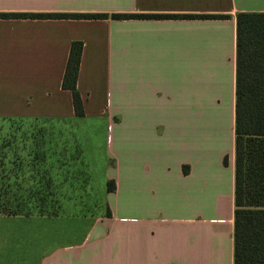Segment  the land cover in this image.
<instances>
[{
  "label": "crops",
  "instance_id": "1",
  "mask_svg": "<svg viewBox=\"0 0 264 264\" xmlns=\"http://www.w3.org/2000/svg\"><path fill=\"white\" fill-rule=\"evenodd\" d=\"M239 11L264 0H0V12L108 14L0 17V117L74 139L103 211L5 219L0 264H233ZM75 40L83 115L61 86ZM85 123L106 130L98 183Z\"/></svg>",
  "mask_w": 264,
  "mask_h": 264
},
{
  "label": "trees",
  "instance_id": "2",
  "mask_svg": "<svg viewBox=\"0 0 264 264\" xmlns=\"http://www.w3.org/2000/svg\"><path fill=\"white\" fill-rule=\"evenodd\" d=\"M107 15V13L76 12H0V17H105ZM141 15L143 14H111L115 18ZM181 16L190 17L194 14ZM195 16L215 17L210 14ZM81 50V41L75 40L70 43L61 82L62 88L71 92L75 115H83L82 100L76 88ZM235 60L233 264H264V11L236 13ZM114 188V180L108 179L107 191H112ZM7 206H9V197L0 188V213L10 214L11 211Z\"/></svg>",
  "mask_w": 264,
  "mask_h": 264
},
{
  "label": "rangeland",
  "instance_id": "3",
  "mask_svg": "<svg viewBox=\"0 0 264 264\" xmlns=\"http://www.w3.org/2000/svg\"><path fill=\"white\" fill-rule=\"evenodd\" d=\"M85 125L81 127L85 155L91 161L90 169L98 183L101 144L106 130L99 124ZM111 125L113 135L115 125L113 122ZM67 140L60 139L51 125L0 117V188L9 197L7 207L11 211L0 213V239L9 234L11 229L4 221L12 217L67 211L97 216L103 212L96 192L92 188L85 192L81 148L74 139Z\"/></svg>",
  "mask_w": 264,
  "mask_h": 264
}]
</instances>
